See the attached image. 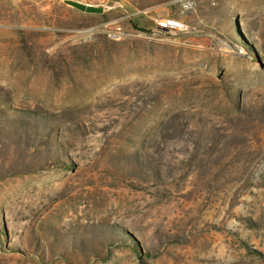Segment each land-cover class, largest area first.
<instances>
[{"label": "rangeland", "instance_id": "rangeland-1", "mask_svg": "<svg viewBox=\"0 0 264 264\" xmlns=\"http://www.w3.org/2000/svg\"><path fill=\"white\" fill-rule=\"evenodd\" d=\"M128 2L0 0V264H264V0Z\"/></svg>", "mask_w": 264, "mask_h": 264}, {"label": "crops", "instance_id": "crops-1", "mask_svg": "<svg viewBox=\"0 0 264 264\" xmlns=\"http://www.w3.org/2000/svg\"><path fill=\"white\" fill-rule=\"evenodd\" d=\"M61 2L72 9L80 11L84 15H97L102 19L109 18L111 14H127L130 15V22L134 26L140 25L139 21L142 17V13L129 2L127 3V0H61ZM145 27L150 26L146 25Z\"/></svg>", "mask_w": 264, "mask_h": 264}, {"label": "built area", "instance_id": "built-area-1", "mask_svg": "<svg viewBox=\"0 0 264 264\" xmlns=\"http://www.w3.org/2000/svg\"><path fill=\"white\" fill-rule=\"evenodd\" d=\"M152 22L156 29L167 31H182L186 28V23L183 20L173 16H153ZM122 33L123 31L120 25L114 24L111 34L115 37H119Z\"/></svg>", "mask_w": 264, "mask_h": 264}, {"label": "trees", "instance_id": "trees-1", "mask_svg": "<svg viewBox=\"0 0 264 264\" xmlns=\"http://www.w3.org/2000/svg\"><path fill=\"white\" fill-rule=\"evenodd\" d=\"M160 30H163V29H160Z\"/></svg>", "mask_w": 264, "mask_h": 264}]
</instances>
